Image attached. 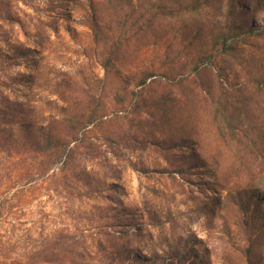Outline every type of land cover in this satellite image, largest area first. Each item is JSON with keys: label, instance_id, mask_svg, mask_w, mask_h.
<instances>
[{"label": "rangeland", "instance_id": "1", "mask_svg": "<svg viewBox=\"0 0 264 264\" xmlns=\"http://www.w3.org/2000/svg\"><path fill=\"white\" fill-rule=\"evenodd\" d=\"M7 1L0 54L14 59L8 72L18 79L21 119L43 126L51 143L46 156L0 148L8 256L21 261L34 249L38 259L28 264H46L52 252L61 264H248L250 231L235 198L264 196V140L248 139L250 124L264 122V86L257 96L247 74L264 59V36L241 34L227 53L213 40L230 22L264 29V3L181 0L166 24L175 60L165 61L163 45L152 52L141 35L127 39L110 24L106 31L116 17L100 5L110 0ZM92 4L101 34L91 29ZM183 32L199 40L191 45ZM117 38L125 43L106 74L102 62ZM148 66L152 75L135 87ZM228 97L254 98L242 121L220 105ZM261 229L253 264H264Z\"/></svg>", "mask_w": 264, "mask_h": 264}, {"label": "trees", "instance_id": "2", "mask_svg": "<svg viewBox=\"0 0 264 264\" xmlns=\"http://www.w3.org/2000/svg\"><path fill=\"white\" fill-rule=\"evenodd\" d=\"M180 1L181 0H157V2H149V0H110L106 4L101 3L100 6L105 5V7L111 8L113 10V16L116 17V20L111 19L108 25H106V31H109L110 24V29H113L112 26L114 25L117 30L122 31V34L126 36L127 39L128 36L134 37L135 35H141L142 48H145L146 50L152 49V52L157 51V53H160V46L162 47L163 45L165 61H173L175 60V50H173L175 46V39L170 40L171 36H169V33L172 31L170 29L171 24H169V26H166V24L170 23L173 19H176V16L181 12V9L177 10L175 6L176 4L180 3ZM260 1L264 3V0ZM192 7H196V4H192ZM9 8L10 5L7 0H0V13L9 12ZM99 8L97 9L92 4V12H94V15L91 22V29L96 34H101L104 30L101 26V20L98 16ZM182 9L189 10V6L188 8L185 7ZM119 12L122 13L123 17L117 16ZM131 20H135V22H131ZM227 27V32H224L219 37H217L216 41L215 39L213 40L215 44L214 47H216L217 43H222V53L235 50V46H227V43L229 40H231L232 43H236L237 39H240L241 34L253 38L264 36V29H259L256 25L247 24L245 22H230ZM235 31H239V33L236 34ZM181 36L183 40L188 39L191 45L195 41L199 40L197 37L198 33L192 34V32H183ZM167 42L168 45L166 46L165 43ZM124 43V40L120 41L119 38H117L113 43L110 44L112 47H110V52L108 53L109 55L105 56L104 61L102 62V66L106 74H109L113 64L119 62V60L116 57H112V55L120 49L119 46L123 47ZM243 43L246 44L244 41ZM199 44L204 45V43L201 42ZM211 58L212 57H203L200 60L212 61ZM13 61L14 59L10 56L0 54V148L8 149V152L18 154L21 152L27 153L29 151H38L41 152L42 155L46 156V153L51 150V143H49L48 140L50 139V136L46 134V130L43 126L35 128L34 126L23 122L21 119L22 115H20L23 112L21 107L22 104L20 101L14 99L15 93L20 90L18 87H16V85H18L16 83L18 79H15L8 72V70H11L13 67ZM259 63H261L260 66H257L256 63H253L254 69L247 72L248 79H250L249 83L256 85L258 88V90L255 91L257 96L262 92V88L260 89V86H264V59L260 60ZM164 67L165 65L163 64V69ZM151 68L152 66L145 68V72L142 76L143 78H139L138 83L135 84V87H142L146 84L147 79L152 75ZM166 68L168 71H170V73L175 71V68L172 66H168ZM254 73L255 76L250 78ZM222 96L224 95H221V97ZM222 98L219 102L220 105L225 107L230 106V108L235 109L238 121H242V119L245 117L243 114L244 109L248 111L250 102L254 101L253 97L248 99L244 98L234 102V97L232 100L228 97L227 99H224L225 101H223ZM230 100L232 101L231 104H227V101ZM263 128L264 122H252L248 129V132L250 133L248 139L254 144L264 140ZM33 129L40 131L35 133L36 131L33 132ZM76 135L77 134H75V137L72 138L76 139ZM55 143L56 145H54L53 150L58 158L61 159L64 155V150L62 153H60L59 150L64 148L63 144L59 139ZM235 201L239 205L240 210L245 214L241 225L246 232L250 231L248 235L249 238L247 240L249 246L246 249V253L248 254V264H253L252 258H258L254 252L255 240L257 239V235H259L257 233L261 232V228L264 225V196H259V194L248 192L245 195L241 194L236 197ZM9 247L10 242L6 241L0 234V264H28L26 262H32L38 259L34 249H29V257L25 256L24 260L21 258V261H18L16 257L11 258L12 254L15 253L12 252V254H10V252H8ZM49 255H51L53 258H49L48 256L47 258H42L41 256L44 263L61 264L57 259L58 254H54L52 252Z\"/></svg>", "mask_w": 264, "mask_h": 264}]
</instances>
